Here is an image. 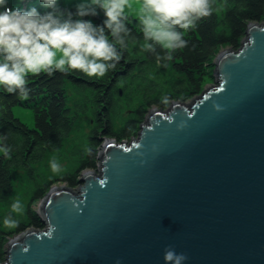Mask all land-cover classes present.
Masks as SVG:
<instances>
[{"label": "water", "instance_id": "obj_1", "mask_svg": "<svg viewBox=\"0 0 264 264\" xmlns=\"http://www.w3.org/2000/svg\"><path fill=\"white\" fill-rule=\"evenodd\" d=\"M212 64L190 103L99 138L97 168L33 202L44 227L5 235L0 264H164L169 245L184 264H264V18Z\"/></svg>", "mask_w": 264, "mask_h": 264}, {"label": "trees", "instance_id": "obj_2", "mask_svg": "<svg viewBox=\"0 0 264 264\" xmlns=\"http://www.w3.org/2000/svg\"><path fill=\"white\" fill-rule=\"evenodd\" d=\"M60 5L74 8L80 0H59ZM10 5L35 6L41 12L39 0H9ZM212 15L203 18L198 26L185 35L188 46L174 54L166 67L156 63L150 52L141 51V29L127 26L135 40L115 70L101 79L88 78L82 73L30 77L29 99L21 101L0 90V136L7 135L6 144L13 149L11 158L0 154V205H11L14 178L21 172L27 179V207L19 215V225L9 229L3 225L10 209L0 213V261L4 260L5 235L7 238L30 227L43 228L32 203H38L51 186L41 161L60 149L73 131L76 119L85 114L89 133L79 144L76 153L82 162L77 167L95 169V155L101 141L112 138L115 142L130 141L136 137L139 124L152 107L165 109L171 101H187L202 91L206 81H211L212 60L222 48L237 50L250 22L260 23L264 18V0H215ZM101 23L103 15L91 18ZM159 50V49H158ZM69 87L73 98H69ZM71 104H67V100ZM27 107L32 112L33 126L29 127L13 114V107ZM124 114V115H123ZM77 173H62L59 177L69 188H75Z\"/></svg>", "mask_w": 264, "mask_h": 264}, {"label": "clouds", "instance_id": "obj_3", "mask_svg": "<svg viewBox=\"0 0 264 264\" xmlns=\"http://www.w3.org/2000/svg\"><path fill=\"white\" fill-rule=\"evenodd\" d=\"M215 0H141L138 22L142 31L141 51L153 54L158 65L166 67L177 51L188 46L185 35L198 22L212 15ZM37 7H19L0 0V90L21 101L29 99L30 77L82 73L101 79L115 70L129 41L135 40L127 26L126 8L130 0H80L74 8L59 0H39ZM103 15L96 24L93 17ZM159 49V50H158ZM0 136V154L11 158L12 147ZM49 167L54 174L63 169L56 160ZM103 185V182H101ZM10 213L3 225H19L25 207L12 198ZM164 264H184L185 253L171 245L163 250Z\"/></svg>", "mask_w": 264, "mask_h": 264}, {"label": "rangeland", "instance_id": "obj_4", "mask_svg": "<svg viewBox=\"0 0 264 264\" xmlns=\"http://www.w3.org/2000/svg\"><path fill=\"white\" fill-rule=\"evenodd\" d=\"M66 2L72 1V0H64ZM140 6H141V0H130V6L126 8V14L138 21V17L140 15ZM212 85L211 81H206L203 85V88H207ZM66 92L69 96V98H73L71 89L67 87ZM199 95V94H198ZM67 100V104H71V100ZM185 103H190L191 101L188 99L187 101H183ZM170 106V103H169ZM167 108V107H166ZM13 114L15 117L19 118L23 123L28 125L29 127L33 126V118H32V112L27 107H20V106H14L13 107ZM124 115V114H123ZM87 115L83 114L79 116L76 119V122L73 127V131L70 133L68 138L63 141L60 149L57 151L48 154L44 157V159L41 161V168L44 170L45 175L48 180H50L51 185H57V184H63V182L60 181L59 177L62 173H72L75 174L78 172L77 167L82 162L84 157L81 159L76 153V149L79 148V144H81L84 140V137L89 133V130L91 128L90 125H86V118ZM89 122H91L90 119H88ZM51 160L58 161L62 166V173L61 174H54L50 167L49 163ZM97 167H95L96 169ZM92 169V170H95ZM82 170H85L82 169ZM81 171L78 172L80 174ZM26 188H27V179L26 176H24L23 173L17 172L15 174L14 178V184H13V195L12 198H19L22 203L24 204V207H27V195H26ZM12 203V200H11ZM36 205V204H35ZM33 208V205H32ZM6 209H10V205H0V213L5 211ZM34 209V208H33Z\"/></svg>", "mask_w": 264, "mask_h": 264}]
</instances>
